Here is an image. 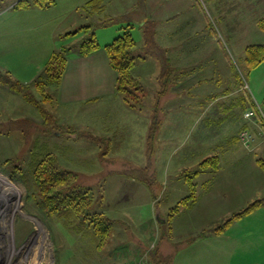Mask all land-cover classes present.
Instances as JSON below:
<instances>
[{"label": "crops", "instance_id": "obj_1", "mask_svg": "<svg viewBox=\"0 0 264 264\" xmlns=\"http://www.w3.org/2000/svg\"><path fill=\"white\" fill-rule=\"evenodd\" d=\"M89 1L91 0H55V4L47 9H12L13 4L7 5L0 12V69L11 73L10 66L16 63L17 80L31 83L40 75L54 49L58 50L56 42L52 44L55 32L60 35L57 30L80 29L86 24H91L97 29L106 28L96 32L94 30L101 47L99 50L82 56L78 53V45L72 47L67 55L60 85L54 87L57 92L56 105L71 110L67 111L62 122L75 126L99 123L101 120L105 123L104 117L109 114L105 112L106 109H122L124 106L120 104L121 97H118L115 90L116 73L110 67L103 47L120 35L126 25H131L138 52L142 53L144 25L148 21L155 22V41L165 48L173 70L167 89L160 95L157 105L161 122L156 119L152 127H161L163 123L171 125L175 135L176 126L182 124L188 114L176 110H196V105L181 100L186 90L192 92L193 96L204 98L202 107L193 117L199 122L204 121L206 125L216 124L221 127L200 137L208 139L212 147V151L205 158L216 156L218 161L216 167L200 166L199 170L194 171L192 180L196 185V199L183 207L193 211L188 216L186 229L180 232L177 238L173 234V221L179 215V209L171 220L170 235L162 238V230L158 227L157 234L154 233L156 239L151 235L146 237L152 242L143 251L151 244H158L162 254L172 255V264H264V207L237 219L219 234L213 232L215 227L201 228L206 225L198 224L195 229L190 225L196 221H226L254 200L264 197V171L256 162L257 159H264V130L252 110L253 104L259 106L262 97L260 100L259 97L252 99L248 94L245 98L241 96L245 89L242 81L233 72L231 48L219 41L211 23L212 16L220 14L218 3L214 0H100L102 11L84 10L82 7ZM219 1L227 3L232 13L239 11L244 22L249 19V13L258 10L259 3L263 5V0ZM106 18H114L117 21L114 24L101 25ZM257 18L254 19L255 22ZM250 43L253 42L248 41L239 47L236 53L242 55L244 46ZM201 44L205 47L203 53L199 47ZM216 44L221 49L220 55L213 52ZM151 56L152 54H147L139 58L132 69L133 75L140 82L141 76L149 71L148 67L152 64L151 71L154 76L158 75L160 82V61L157 59L158 62H154ZM256 69L263 70L264 62ZM208 84L212 86L211 93H202ZM257 91L258 95L263 96L261 88ZM10 97L18 99L19 106L27 109L29 113L32 111L26 106L27 102L23 98L0 85V104L7 103ZM104 97L109 99L108 106L104 102L101 103ZM77 111L85 118L75 123L69 121ZM246 112H252V117H245ZM229 126H232V129ZM242 132H248L252 137L248 146L240 140L239 135ZM168 135L174 136L172 132ZM157 136L158 129L155 132L154 144ZM119 140L121 141L117 144L120 146L123 139ZM169 141L167 139L171 144L172 140ZM65 149L72 151L71 146ZM253 152H259L261 157H251ZM180 169H184L183 165ZM207 173L208 176L204 180L197 181ZM185 185L180 187V190L184 193L187 189L189 193L187 182ZM227 207L228 213L224 215V219L217 216ZM227 214L231 215L226 217ZM157 221L162 222L160 225L164 224V219L155 218V225H158ZM202 232L206 234L200 237ZM138 259L139 257H134L132 264Z\"/></svg>", "mask_w": 264, "mask_h": 264}, {"label": "rangeland", "instance_id": "obj_2", "mask_svg": "<svg viewBox=\"0 0 264 264\" xmlns=\"http://www.w3.org/2000/svg\"><path fill=\"white\" fill-rule=\"evenodd\" d=\"M17 1L19 0H0V4L6 8ZM214 1L218 3L220 14L212 16L211 23L219 41L231 48L233 72L239 76L238 79L242 81L245 89L241 96L245 98L248 94L252 99L259 97L261 100L264 96V69L248 71L243 62L246 46L242 55H238L236 51L248 41L264 42V32L257 28L254 20L264 16V0L263 5L259 3L257 11L249 13L246 22L239 11L232 13L230 6L224 1ZM78 29L60 28L57 30L60 35L55 32L52 44L56 42L58 49L76 47L85 36ZM93 29L96 32L106 28ZM67 32L77 33L67 36ZM136 36L135 38L138 37ZM199 47L203 53L204 45ZM213 52L222 54L217 44ZM151 57L154 62H158L156 56ZM10 69L17 79L16 63ZM148 69L141 76V109H130L117 94L124 107L106 109L105 112L109 114L104 117L105 123L101 120L99 123L75 126L62 122L67 111L71 110L56 105L57 92L54 86L47 91L53 96V102H42L50 115L47 119L27 101L26 106L32 110L30 113L19 106L18 99L12 97L7 103L0 104V264H132L134 257H140L143 249L152 242L146 237L151 235L156 239L154 233L157 234L156 231L161 226L159 223L162 222L157 221L158 225H155V218L166 219L169 210L188 194L187 189L182 193L180 187L185 185L186 177H192L194 171L200 169V162L212 151L210 141L200 137L221 126H209L193 117L202 107L204 98L193 96L192 92L186 90L181 100L190 101L193 106L196 105V110H176L188 114L184 122L176 126L175 135L171 125L163 123V126L155 127L158 129V136L149 159L147 135L156 119L161 122V114L157 109L160 102L158 75L154 76L151 71L153 64ZM211 87L206 85L202 93H211ZM258 88H261L263 96L258 95ZM33 94L40 100L38 92L33 91ZM108 100V97H104L101 103L108 106ZM82 118H85L84 115L77 111L69 121L80 122ZM98 119L99 116L96 120ZM13 122L20 123V128H12ZM229 128L232 129V126ZM171 132L174 136L170 137L168 134ZM119 139H123L120 146L117 144L121 141ZM167 139L172 140L171 144ZM35 143L46 145L58 156L63 169L77 175V185L90 190L91 212H104L114 220L112 231L103 248L95 247L91 235H85L84 232L76 234L78 223L75 219L72 222L73 227L67 226L63 218L57 214H48L38 205L30 179L27 177L25 182L22 178ZM67 146H71L72 151L65 149ZM252 155L261 157L259 152H253L251 157ZM150 164L151 170L147 176L145 172L139 173ZM182 165L185 170L180 169ZM207 176L208 173L197 181L204 180ZM152 180V185H148ZM180 209L179 215L173 221L175 237L186 229L188 216L193 212L183 207ZM226 213L228 207L217 216L223 218ZM230 215L227 214L226 217ZM222 221H196L190 225L195 229L198 224L206 225L201 228L209 229L222 224Z\"/></svg>", "mask_w": 264, "mask_h": 264}, {"label": "trees", "instance_id": "obj_3", "mask_svg": "<svg viewBox=\"0 0 264 264\" xmlns=\"http://www.w3.org/2000/svg\"><path fill=\"white\" fill-rule=\"evenodd\" d=\"M54 4L55 0H19L13 4L12 9H47ZM4 8L0 4V11ZM82 8L88 11H102V4L100 0H91ZM116 21L117 19L114 18H106L101 25L106 26L114 24ZM256 24L258 29L264 32V16L258 19ZM93 28L94 26L88 24L82 26L78 30L85 34L77 47L78 53L82 56L90 55L101 48ZM131 28V25H126L122 29V33L115 37L110 43L106 44L103 49L110 67L116 73V93L121 97L123 103L127 107L133 110H140L143 98V86L140 80L132 73L136 61L147 54L155 55L159 59L162 68L159 78L161 83L159 95H162L167 89L173 68L167 57L165 48L159 46L155 41V22L148 21L144 25V46L142 48V53L138 52L137 44L131 33ZM77 32L67 33L66 35H75ZM72 49L73 48L61 47L53 51L47 59L42 72L32 84L23 83L15 79L10 72L0 69V85L20 95L25 101L39 110L44 119H47L50 115L43 107L42 102H53V96L47 92L48 88L60 85L67 63V55ZM243 62L248 71L262 64L264 62V42L247 45L244 50ZM33 91L39 93L40 100L33 94ZM252 106L255 118L259 121L264 130V96L259 106L255 104ZM21 122L22 121H20V123ZM20 123L13 122L12 128H20ZM17 124H19V126H17ZM155 132L156 129L154 126L151 128L146 139L149 159L154 151ZM217 161L218 158L213 156L202 161L200 166L202 168L216 167ZM256 162L264 171V159H257ZM150 170L151 164L145 169L140 170V172L139 170L137 171L140 174L145 172L147 176ZM27 177L31 181L30 185L32 186L31 188L34 189V196L37 199L38 205L45 209L48 214H57L60 218H63L67 226L71 227L75 219L78 223L76 234H82V232H84L85 235H91L95 247L97 249L103 248L112 231L114 220L108 217L104 212L90 211L92 205V194L90 190L82 189L77 185V175L70 170L63 169L60 165L58 156L51 152L46 145L40 146L35 143L32 147L27 170L25 174L22 173V178H24L25 182ZM192 179L193 176L186 177L189 188L188 195L179 200L176 205L169 210L168 217L164 219V224L159 226L162 230V238L170 235L171 220L175 214L178 213L179 209L190 205L196 199V185ZM152 183L153 180L149 182L148 185L151 186ZM260 207H264V197L254 200L239 212L232 214L229 219L215 227L213 232L219 234L237 219L254 212ZM205 234L206 233L202 232L200 237ZM149 258L151 264H172V255L162 254L159 251L158 244L154 245L150 250Z\"/></svg>", "mask_w": 264, "mask_h": 264}, {"label": "built area", "instance_id": "obj_4", "mask_svg": "<svg viewBox=\"0 0 264 264\" xmlns=\"http://www.w3.org/2000/svg\"><path fill=\"white\" fill-rule=\"evenodd\" d=\"M245 87L247 88V84L245 85ZM245 117H252V112H246L245 113ZM240 140L242 141V143L246 146H248L249 141L251 140V135H249L248 132H242L240 135ZM154 247V244H151V246L148 249H145L142 253L141 256L139 257V259L136 261L135 264H151L150 262V258H149V252L150 250Z\"/></svg>", "mask_w": 264, "mask_h": 264}, {"label": "water", "instance_id": "obj_5", "mask_svg": "<svg viewBox=\"0 0 264 264\" xmlns=\"http://www.w3.org/2000/svg\"><path fill=\"white\" fill-rule=\"evenodd\" d=\"M158 218V217H157Z\"/></svg>", "mask_w": 264, "mask_h": 264}]
</instances>
